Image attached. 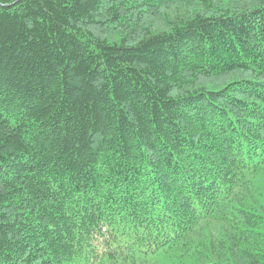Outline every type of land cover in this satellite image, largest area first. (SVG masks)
<instances>
[{
	"label": "trees",
	"instance_id": "trees-1",
	"mask_svg": "<svg viewBox=\"0 0 264 264\" xmlns=\"http://www.w3.org/2000/svg\"><path fill=\"white\" fill-rule=\"evenodd\" d=\"M0 264H264V0H0Z\"/></svg>",
	"mask_w": 264,
	"mask_h": 264
}]
</instances>
